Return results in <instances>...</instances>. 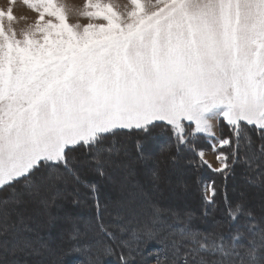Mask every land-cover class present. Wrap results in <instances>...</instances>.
<instances>
[{
	"label": "snow or ice",
	"instance_id": "1",
	"mask_svg": "<svg viewBox=\"0 0 264 264\" xmlns=\"http://www.w3.org/2000/svg\"><path fill=\"white\" fill-rule=\"evenodd\" d=\"M24 3L37 20L21 34L2 21L16 19L12 9L0 10V261L28 264L21 257L39 254L24 235L31 231L25 212L33 203L50 207L49 193L68 183L61 167L80 182L69 153L86 147L99 169L124 151L109 138L129 130L149 138L171 133L173 161L185 158L221 177L197 181L203 215L224 219L205 232L191 227L192 213L177 216L170 264H264V215L227 195L238 163L249 173L261 169L264 178V0H131L126 12L86 0L83 25L70 23L57 0ZM220 118L232 136H217L212 121ZM200 134L220 167L206 159ZM136 148L140 159L149 158L142 141ZM89 187L93 227L118 240L128 231L125 207L108 210ZM153 215L163 209L153 205ZM225 226L227 236L219 230Z\"/></svg>",
	"mask_w": 264,
	"mask_h": 264
},
{
	"label": "rangeland",
	"instance_id": "2",
	"mask_svg": "<svg viewBox=\"0 0 264 264\" xmlns=\"http://www.w3.org/2000/svg\"><path fill=\"white\" fill-rule=\"evenodd\" d=\"M57 2L65 6L70 23L83 25L89 22L88 18L81 15L86 5V0H57ZM104 2L112 3L122 12H126L131 7V0H104ZM144 2L150 6H155L158 0H144ZM9 8L12 9L16 19L8 21L7 16H4L2 21L6 28L11 24L18 34L31 27L37 20V13L25 4L24 0H0V10L7 12ZM221 119L212 121L215 125L214 131L217 136L219 135ZM224 122L227 123L226 121ZM159 148L160 144L150 147L145 146L143 152L149 158L140 159L138 152H132L133 146L128 143L122 147L124 151H121L118 156L113 157L112 162L103 164L99 169L92 155L87 159H81V155L77 154L75 157L78 159V162L74 159V166L77 165L79 169L87 170L90 173H104L105 179L99 186L104 199L103 205L107 206L108 210H112L113 206L118 203L123 205L126 209L125 219L128 227L137 226L140 236L157 232L167 225L164 221H155L157 217L153 215V205L163 209V213L171 215H178L179 213L183 217L186 213L190 212L194 214L195 211L186 202V198L194 200L195 190L193 185L190 181L179 179L181 176L186 175L188 177L189 175L185 166L177 164L171 166L160 165L162 160L157 156ZM208 152L210 153L211 149H208ZM215 158L216 153L213 152L207 159L214 163ZM154 171L159 177L158 181L155 182L152 176ZM61 174L63 175V173ZM63 176L66 177L68 183L58 185V195L49 193V195H55V200L50 207L44 209L38 203L27 206L25 214L30 217L28 223L32 226V229L25 232L26 234L24 233V235L39 250V254L30 256L27 260L28 264H53V253L56 250L54 248H59L61 245L64 246L71 239H84L99 234V232L91 231V224L79 223L84 219L89 220L91 214L85 210L79 213L77 210L70 211L63 209L65 206L68 207V202H75L80 199L84 201L82 202L83 206L86 205V193L80 192L77 187L81 183L75 182L71 174V177H67V175ZM247 179L248 177H243V179L236 180L233 191L242 196L246 205L250 202L264 199L263 192L262 194L249 195V190L246 188L248 186ZM250 180L258 182L260 176H256ZM106 186H109L108 190L110 192L108 193ZM54 210H58V213ZM255 212L258 216L264 215V207H257ZM66 221L71 222L68 228L63 226ZM213 226L214 223L209 224V227ZM147 229H151L152 231L148 233ZM133 239L134 237L130 236L127 240L131 242ZM50 242H54V248H51ZM80 247L84 248L83 245ZM103 248L104 250L108 249L106 246ZM167 248L171 252V245ZM0 264H3V261H0ZM148 264L158 263L151 260Z\"/></svg>",
	"mask_w": 264,
	"mask_h": 264
},
{
	"label": "trees",
	"instance_id": "3",
	"mask_svg": "<svg viewBox=\"0 0 264 264\" xmlns=\"http://www.w3.org/2000/svg\"><path fill=\"white\" fill-rule=\"evenodd\" d=\"M248 130L253 141H255L253 150L258 151L260 140L257 137L254 126H248ZM170 135L171 133H166L156 136L155 138H149L137 133L136 131L120 130L118 131V134L115 138L109 139H115L117 147H124L128 143L131 144L133 146V149L131 151L134 153L138 152L136 148V143L138 140L142 141L143 143V151L145 150V146L150 147L155 144H160V148L157 154V156H159L162 160L161 163L159 162L160 165L171 166L177 164L185 166L189 175L188 177L186 175L181 176L179 179L190 181L195 190L194 200L190 197V199L186 198V202L192 206V209H195V211L193 210L194 214L191 221V227L194 229L203 230L205 232L211 231L214 226L209 227V224L214 223L215 225V221L223 220L224 218L220 213H216L213 216L207 218L203 215L204 205L202 200V187L201 184L198 183L197 178L200 177L203 180H207L209 177H212L213 179L219 181L221 177L214 175L207 168L197 170L193 165L188 164L185 158H178L177 161H173L171 157L176 154V148L174 145H172V142L169 139ZM219 136H232V131L223 119L220 120ZM199 143L201 147L210 149L209 146L204 142L202 134H200ZM108 145L109 141H106L105 146L107 147ZM162 149L164 150L162 151ZM224 150L229 151L230 149ZM77 154L81 155V159H87L91 157V154H89V150L86 147H77L75 150L69 153V155L78 162V159L75 157V155ZM187 155L188 154L185 153V156ZM74 167L80 177L81 183V185L77 187L80 192L86 193V205L83 206L82 202L84 201L80 199L75 202H68V207L65 206V203V207H63V209L70 211L77 210V212L79 211V213H82L83 210H85L87 213L91 214V218L89 217V220L84 219L79 223L82 222L83 224L87 225L91 224V231H95L96 233H98V231H96L93 227L97 219V210L95 207L96 201L93 198L89 186L95 185L97 189V196L101 204L103 205L104 199L99 186L101 185V183H103L105 178L100 173H90L87 170L77 168V165H75ZM246 168L247 166L243 162L238 163L235 166V175L228 177L227 195L228 198L233 202L241 199L243 200L242 196H239V194L233 191L234 182L238 179H243V177H248V186H246V188L249 190V195L262 194V192L264 193V178H262L258 174L261 169L254 168V170L249 173L246 171ZM59 172L63 173V175H67V177L70 176V174L63 167L59 169ZM256 176H260V180L258 182H249L251 178H254ZM136 179H138V177H136ZM108 187L109 186H106L107 193L110 192V190H108ZM261 206L264 207V199H261L257 202L253 201L246 205V207L254 211L255 214V209ZM221 207H223V205H221ZM54 211L58 213V210ZM177 216L183 218V216L179 213L178 215L163 213V215L157 217L155 221H164L167 223V225L159 229L157 232L150 233L146 236H140L139 234L138 237H135L133 233L134 231L138 232L139 228L137 226H131L128 227V231L126 233L119 234V239L116 241H112L109 237L99 233L98 235L86 237L84 239H71L69 243L65 244L64 246L61 245V247L59 248H54V242H50L49 245L51 246V248L56 249L53 253V264H123V260H128L129 264H148L151 260L156 261L158 264H170L171 252L167 247L171 245L172 239L175 238L174 234L178 233V230L181 227V224L177 220ZM103 219L106 223H109L107 213L104 214ZM70 224L71 222L66 221L63 226L68 228ZM29 226L30 229H32V226ZM111 230L112 229L109 228V231ZM219 230L222 231L226 236L231 231L228 226H225ZM130 236L134 237L131 242L127 240ZM122 241H127L128 243L122 244ZM79 245H83L84 248H81ZM106 245L111 246L110 250H104L103 247H105ZM166 257L168 258L167 261L165 259ZM29 258L30 256L21 257V259L26 260H28Z\"/></svg>",
	"mask_w": 264,
	"mask_h": 264
},
{
	"label": "crops",
	"instance_id": "4",
	"mask_svg": "<svg viewBox=\"0 0 264 264\" xmlns=\"http://www.w3.org/2000/svg\"><path fill=\"white\" fill-rule=\"evenodd\" d=\"M203 135V134H202ZM219 136V135H218ZM213 152L211 151L210 153L207 152V155H206V159L210 157V154H212ZM210 161V160H209ZM212 163V162H211ZM213 167H220V164L219 162L217 161V159L215 158V162L212 163Z\"/></svg>",
	"mask_w": 264,
	"mask_h": 264
}]
</instances>
